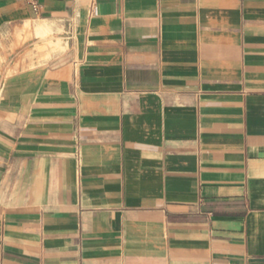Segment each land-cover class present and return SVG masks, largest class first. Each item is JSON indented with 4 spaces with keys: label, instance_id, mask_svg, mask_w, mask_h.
<instances>
[{
    "label": "crops",
    "instance_id": "obj_1",
    "mask_svg": "<svg viewBox=\"0 0 264 264\" xmlns=\"http://www.w3.org/2000/svg\"><path fill=\"white\" fill-rule=\"evenodd\" d=\"M0 264H264V0H0Z\"/></svg>",
    "mask_w": 264,
    "mask_h": 264
},
{
    "label": "rangeland",
    "instance_id": "obj_2",
    "mask_svg": "<svg viewBox=\"0 0 264 264\" xmlns=\"http://www.w3.org/2000/svg\"><path fill=\"white\" fill-rule=\"evenodd\" d=\"M63 32L59 29H40L35 31L34 36L37 38L38 43L36 47V64H42L50 60L55 56H59L66 51V48H62L60 42L62 40L58 39V35ZM29 40V34L20 40V43H24ZM12 68H6L5 76L12 74Z\"/></svg>",
    "mask_w": 264,
    "mask_h": 264
},
{
    "label": "built area",
    "instance_id": "obj_3",
    "mask_svg": "<svg viewBox=\"0 0 264 264\" xmlns=\"http://www.w3.org/2000/svg\"><path fill=\"white\" fill-rule=\"evenodd\" d=\"M31 1V0H30ZM31 5H32V8L33 9H35L36 7H35V5H34V3H30Z\"/></svg>",
    "mask_w": 264,
    "mask_h": 264
},
{
    "label": "bare ground",
    "instance_id": "obj_4",
    "mask_svg": "<svg viewBox=\"0 0 264 264\" xmlns=\"http://www.w3.org/2000/svg\"><path fill=\"white\" fill-rule=\"evenodd\" d=\"M36 31H38V30H36Z\"/></svg>",
    "mask_w": 264,
    "mask_h": 264
}]
</instances>
